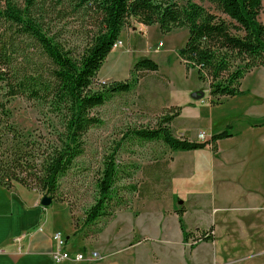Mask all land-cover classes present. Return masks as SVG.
<instances>
[{
    "label": "rangeland",
    "instance_id": "rangeland-1",
    "mask_svg": "<svg viewBox=\"0 0 264 264\" xmlns=\"http://www.w3.org/2000/svg\"><path fill=\"white\" fill-rule=\"evenodd\" d=\"M54 4V0L42 3L49 31L68 46L82 47L91 32L88 15L74 13L66 7L63 12L67 16L60 17L58 9L61 6L53 9ZM260 20L264 23V1ZM121 38L123 46L109 54L95 87L103 82L129 78L136 80L135 86L128 92L115 93L104 105L95 108L94 112L103 123L85 134L84 153L60 179L57 200L47 207L55 232L67 239L66 248L70 252L84 248L100 254L99 260L87 264H264V225L258 224L264 221L255 216L251 218L249 212H236L228 200L216 202L217 183L212 172L202 180L198 169L192 167L189 179L173 172L169 176H158L155 179L157 187L163 191L160 198H141L133 189L148 180L143 166L158 159H171L175 169L181 154L162 141L125 139V133L154 127L168 107L178 105L185 109L173 123L175 134L204 141L206 139H200L199 133L205 131L207 139L211 138L215 129L209 121H217L219 109L211 105L208 84L198 78L196 70H187L179 58V50L188 38L187 28L164 33L157 24L146 28L132 20ZM161 42L163 46L159 47ZM142 57L157 61L160 69L131 74ZM242 88L257 95L253 96L251 104L254 112L264 113V67L249 72ZM198 91L205 95L193 98V93ZM10 107L13 121L26 134L32 133L40 141L52 138V128L47 126L46 107L42 103L17 97ZM255 117L259 118L252 119L253 125L264 124V115ZM119 143L117 162L124 171L117 182L113 213L86 224V211L95 202L104 158ZM183 155L184 160L192 158V153ZM204 160L207 162L209 158L204 157ZM182 163L180 159L179 166ZM210 166L208 163V168ZM249 167L255 168L253 174L256 175L258 164L256 167L251 162ZM256 179L257 185L263 186L264 181ZM180 210H183L190 233L187 239L180 227ZM70 227L75 228V235L68 233ZM212 228L213 240H199L202 233Z\"/></svg>",
    "mask_w": 264,
    "mask_h": 264
},
{
    "label": "trees",
    "instance_id": "trees-1",
    "mask_svg": "<svg viewBox=\"0 0 264 264\" xmlns=\"http://www.w3.org/2000/svg\"><path fill=\"white\" fill-rule=\"evenodd\" d=\"M60 17L69 7L88 15L91 32L82 47H71L52 34L45 20L43 1L0 0V185L16 184L57 200L60 179L84 153V136L103 123L94 110L119 92H128L136 80H114L95 87L98 73L124 29L133 21L159 25L164 33L188 29L179 50L187 70L194 69L209 87L211 104L241 94L243 79L256 67H264V0H54ZM207 4V5H206ZM9 32V33H8ZM154 59L140 58L134 71H158ZM40 102L46 107L52 138L44 141L26 134L13 121L14 98ZM181 106H170L154 127L134 129L127 137L162 141L172 151L203 149L233 135L232 126L205 141L177 136L172 127ZM119 143L104 158L97 179V196L86 211V224L113 213L117 182L124 169L117 162ZM148 180L134 186L141 198H160L156 177L171 174V159H158L142 167ZM181 230L190 234L179 212ZM213 228L199 240L214 239Z\"/></svg>",
    "mask_w": 264,
    "mask_h": 264
},
{
    "label": "crops",
    "instance_id": "crops-1",
    "mask_svg": "<svg viewBox=\"0 0 264 264\" xmlns=\"http://www.w3.org/2000/svg\"><path fill=\"white\" fill-rule=\"evenodd\" d=\"M242 87L243 82L241 94L223 98L218 104H211L216 107V110L219 109L217 121H209L210 126L215 129L213 134L232 126L233 135L218 140L216 150H213L211 145L198 150H178L177 152L181 155L175 169L171 165V174L172 172L181 174L180 177L189 179L191 169L195 168L198 169L202 180L210 176L212 172L213 179L217 183L218 200L216 202L228 200L236 212H249L248 215L251 218L255 216L257 220L264 221V183L263 186H259L256 179L260 178L264 181V124L253 125L252 123V119L259 118L255 117L256 115H264V113L254 112L251 104L253 96L257 95ZM184 109L182 107L183 111ZM181 115H183L182 111L177 118ZM234 121L237 122L234 123ZM188 153H192V158L190 161L186 158L185 162L183 154ZM204 157H208L209 160L205 162ZM180 159L183 163L179 166ZM196 159L198 163L195 162ZM251 162H254L256 167L258 164L256 175L253 174L255 168L249 167ZM208 163L211 164L210 168ZM176 174H174L175 177H177ZM47 210V207L41 204V195L36 191L19 184L12 189L0 185V264H67V262L87 264L90 262L67 260L56 263L52 259L51 251L54 247L52 236L56 230L52 227L51 213ZM258 224L264 225L263 222ZM75 232V228L68 229L70 234L75 235ZM20 236L21 240L16 241V237ZM79 251L89 253L92 250L82 248L77 250ZM77 252L71 253L75 255Z\"/></svg>",
    "mask_w": 264,
    "mask_h": 264
},
{
    "label": "built area",
    "instance_id": "built-area-1",
    "mask_svg": "<svg viewBox=\"0 0 264 264\" xmlns=\"http://www.w3.org/2000/svg\"><path fill=\"white\" fill-rule=\"evenodd\" d=\"M124 41L121 37H119V40H117V43L114 44V48L123 46ZM163 46V43H159V47ZM199 138L200 139H206L208 138V135L205 131H202L199 133ZM205 141V140H204ZM20 237H16V241L21 240ZM52 239L54 241V247L51 251V256L52 259L56 263H62L67 260H75V261H94V260H99L101 258L100 254L96 251H90L89 253L85 251H79L75 253V255H72V253L67 250V239L60 233V232H55L52 236ZM1 251V250H0Z\"/></svg>",
    "mask_w": 264,
    "mask_h": 264
},
{
    "label": "water",
    "instance_id": "water-1",
    "mask_svg": "<svg viewBox=\"0 0 264 264\" xmlns=\"http://www.w3.org/2000/svg\"><path fill=\"white\" fill-rule=\"evenodd\" d=\"M142 58H145V57H142ZM205 95V93L203 91H198V92H195L193 93L192 97L195 98V99H200L202 98L203 96ZM183 201H181L182 203ZM53 203V198L50 197V196H42L41 197V204L45 207H48L50 206L51 204Z\"/></svg>",
    "mask_w": 264,
    "mask_h": 264
},
{
    "label": "bare ground",
    "instance_id": "bare-ground-1",
    "mask_svg": "<svg viewBox=\"0 0 264 264\" xmlns=\"http://www.w3.org/2000/svg\"><path fill=\"white\" fill-rule=\"evenodd\" d=\"M117 43V42H116Z\"/></svg>",
    "mask_w": 264,
    "mask_h": 264
}]
</instances>
